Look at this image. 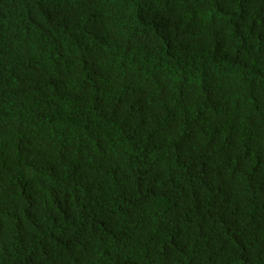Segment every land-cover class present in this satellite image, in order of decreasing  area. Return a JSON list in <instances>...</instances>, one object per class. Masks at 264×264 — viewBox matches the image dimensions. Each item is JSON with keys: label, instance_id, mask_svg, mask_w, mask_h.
Instances as JSON below:
<instances>
[{"label": "trees", "instance_id": "obj_1", "mask_svg": "<svg viewBox=\"0 0 264 264\" xmlns=\"http://www.w3.org/2000/svg\"><path fill=\"white\" fill-rule=\"evenodd\" d=\"M0 264H264V0H0Z\"/></svg>", "mask_w": 264, "mask_h": 264}]
</instances>
